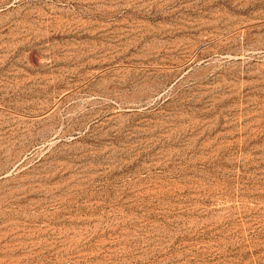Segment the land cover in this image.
I'll use <instances>...</instances> for the list:
<instances>
[{"label": "rangeland", "instance_id": "rangeland-1", "mask_svg": "<svg viewBox=\"0 0 264 264\" xmlns=\"http://www.w3.org/2000/svg\"><path fill=\"white\" fill-rule=\"evenodd\" d=\"M0 264H264V0H0Z\"/></svg>", "mask_w": 264, "mask_h": 264}]
</instances>
